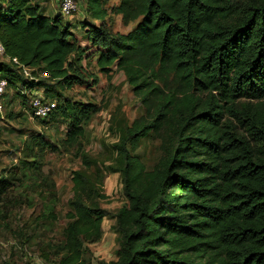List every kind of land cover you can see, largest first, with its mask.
<instances>
[{
	"label": "trees",
	"instance_id": "1",
	"mask_svg": "<svg viewBox=\"0 0 264 264\" xmlns=\"http://www.w3.org/2000/svg\"><path fill=\"white\" fill-rule=\"evenodd\" d=\"M110 1H86L87 13L99 21L83 25L96 47L88 53L61 13L48 15L35 0H0L8 59L0 61V79L29 104L27 117L34 91L43 88L57 107L38 121L68 120L65 141L75 145L96 106L55 97L54 87L82 82L83 60L94 56L109 80L114 70L125 74L144 109L123 125L117 165L110 167L122 175L127 203L114 213L102 208L97 181L76 170L63 239L44 247L42 258L56 264H264V0ZM111 14L126 25L138 22L118 32ZM13 57L38 79L26 77ZM151 135L159 138L161 154L148 167L137 150ZM45 144L42 136H29L19 178L42 186L47 199L55 184L42 171ZM0 182L1 194L10 182ZM54 209L52 203L39 219H56ZM110 214L119 235L116 258L86 261V245L102 238Z\"/></svg>",
	"mask_w": 264,
	"mask_h": 264
},
{
	"label": "rangeland",
	"instance_id": "2",
	"mask_svg": "<svg viewBox=\"0 0 264 264\" xmlns=\"http://www.w3.org/2000/svg\"><path fill=\"white\" fill-rule=\"evenodd\" d=\"M60 1L35 0V3L40 4L48 15L56 16L61 13ZM86 1L77 0L79 10L71 16H62L64 23H69L77 40L83 47H87L88 53H92L96 51V47L87 39L83 25L99 21H94L87 13ZM109 3L112 6L117 0ZM137 22L126 25L122 22L121 15L116 14H111L109 20L112 28L118 32H128ZM0 61L8 59L0 56ZM83 64L88 71L82 82H75L72 87H54L55 97H67L84 105L96 106L84 121V136L75 145L65 141L69 129L68 120L56 116L43 122L27 117L29 104L23 102L14 88L7 89L3 113L0 115V178L3 177L10 183L5 186L6 191L0 194V264H36L34 259L42 257L40 252L44 247L49 243L59 244L62 241L63 230L69 220L66 213L71 209L70 199L73 197V176L76 170L97 181V197L102 208L114 213L127 203L122 175L119 171L110 170V167L117 165L115 144L119 141L123 125L142 115L144 109L122 71L114 70L112 79L109 80L96 67V56L92 59L85 57ZM41 76L45 77L44 73ZM39 93L45 94L44 89L41 88ZM32 134L42 136L46 143L43 148L42 171L55 184L52 196H49V191L45 192L48 194L47 199L44 192L40 194L42 186L37 187L33 180L22 181L19 178V162L25 158L21 149ZM137 154L148 167L154 165L161 154L159 138L151 135L143 139ZM87 159L88 163L85 161ZM1 184L4 183L0 182ZM11 194L20 197V202L5 203L2 200H6ZM93 198L95 199V194H92ZM52 203L57 218L39 219ZM115 226L116 219L111 214L106 215L102 238L86 245V261L98 263L116 258L120 243ZM52 262L56 264L55 261Z\"/></svg>",
	"mask_w": 264,
	"mask_h": 264
},
{
	"label": "built area",
	"instance_id": "3",
	"mask_svg": "<svg viewBox=\"0 0 264 264\" xmlns=\"http://www.w3.org/2000/svg\"><path fill=\"white\" fill-rule=\"evenodd\" d=\"M60 6H61V14L66 17L69 15L70 16L73 15L75 12L79 10L76 0H61ZM0 56H6L5 47L1 40H0ZM11 60L22 68L26 77H28L31 80L37 79L34 77V75L31 72L32 68L21 64L17 57H13L11 58ZM44 76L47 77L48 74L45 72ZM8 87H9L8 80L6 78H1L0 79V115L1 113H3L5 93L7 92ZM39 91L40 89L34 91L35 96H33L30 100V118L32 119L46 118L50 116V114L57 107V99L54 100L53 98L46 97L45 94L41 95ZM35 261L36 264H53L51 262L45 261L42 257L36 258Z\"/></svg>",
	"mask_w": 264,
	"mask_h": 264
}]
</instances>
